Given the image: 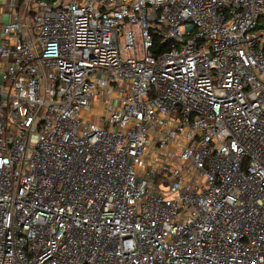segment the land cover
I'll return each instance as SVG.
<instances>
[{"label": "built area", "instance_id": "2783aa9c", "mask_svg": "<svg viewBox=\"0 0 264 264\" xmlns=\"http://www.w3.org/2000/svg\"><path fill=\"white\" fill-rule=\"evenodd\" d=\"M0 264H264V0H0Z\"/></svg>", "mask_w": 264, "mask_h": 264}, {"label": "rangeland", "instance_id": "374dc122", "mask_svg": "<svg viewBox=\"0 0 264 264\" xmlns=\"http://www.w3.org/2000/svg\"><path fill=\"white\" fill-rule=\"evenodd\" d=\"M119 85H121V83H119Z\"/></svg>", "mask_w": 264, "mask_h": 264}]
</instances>
